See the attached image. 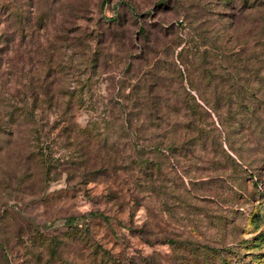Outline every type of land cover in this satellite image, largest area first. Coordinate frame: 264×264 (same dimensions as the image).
Listing matches in <instances>:
<instances>
[{
	"label": "rangeland",
	"instance_id": "obj_1",
	"mask_svg": "<svg viewBox=\"0 0 264 264\" xmlns=\"http://www.w3.org/2000/svg\"><path fill=\"white\" fill-rule=\"evenodd\" d=\"M0 6V264H264V0Z\"/></svg>",
	"mask_w": 264,
	"mask_h": 264
},
{
	"label": "trees",
	"instance_id": "obj_2",
	"mask_svg": "<svg viewBox=\"0 0 264 264\" xmlns=\"http://www.w3.org/2000/svg\"><path fill=\"white\" fill-rule=\"evenodd\" d=\"M1 8V6H0ZM7 10H10V16L13 18V21L16 23V25H22V21L23 19L26 17L22 11L17 8L16 6H8ZM3 12V9H0V14ZM41 19V18H40ZM111 21L112 24L113 23H117L118 20L116 18L112 19ZM30 22V19H29ZM114 25V24H113ZM22 30V29H21ZM141 37H145V34L142 33ZM0 41L2 44L6 45L7 43V39L5 38V34L3 32L0 33ZM148 41V39H147ZM7 48H5L4 50H6ZM0 51H2V49H0ZM20 70V69H19ZM24 69H21V72H23ZM24 75V73H22ZM44 75L41 74H36L32 77V78H27V86L28 89L32 92L33 96H32V103H34V106H23L22 104H20L19 106L21 107H17L16 103H14V105H12V109H8L5 111V106H4V110H3V106H1L0 108V138L4 133H7L8 131H10V127L11 126H18L19 124H21V120L23 122H27V124L29 122H33L34 120V111L35 110V104L37 103L38 99L36 97V91H35V85L33 84V80H41V77ZM44 82V85H41V87L43 88V92L44 95L46 96V100L47 102H50L51 100V95H50V88H51V84L50 82H45L43 80H41V83ZM2 105L3 102L1 103ZM3 110V111H2ZM5 113V115L3 114ZM131 113V110H130ZM34 123V122H33ZM133 133V132H131ZM32 153V151H31ZM147 159V158H146Z\"/></svg>",
	"mask_w": 264,
	"mask_h": 264
}]
</instances>
